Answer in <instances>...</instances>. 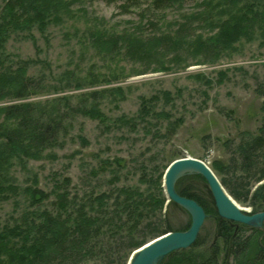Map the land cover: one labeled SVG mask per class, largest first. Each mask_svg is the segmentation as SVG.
<instances>
[{
  "label": "rangeland",
  "instance_id": "374dc122",
  "mask_svg": "<svg viewBox=\"0 0 264 264\" xmlns=\"http://www.w3.org/2000/svg\"><path fill=\"white\" fill-rule=\"evenodd\" d=\"M64 1L69 4L48 7L50 14H44L42 27L38 21L8 25L0 47L2 64L17 67L26 61L27 73L39 75L51 88L74 82L71 72L83 75V69L93 65L94 71L110 78L122 77L97 89L114 86L122 91L104 92L95 103L104 118L80 115L56 143L36 156L21 154L3 173V188H9L0 194V231L20 223L26 213L37 217L39 212H53L62 191L69 193V199L78 193L79 205L84 202L86 209L99 210V194L107 192L105 201L112 202L118 186L145 189L157 166L186 155L204 160L221 180L225 176L219 167L228 166L242 137L256 133L264 117V98L257 89L264 81L261 11L255 13L259 18L254 23L262 26L259 36L238 38L233 45L222 42L219 47L213 38L223 20L217 18L210 25L207 15H194L203 0L156 13L145 10L150 0H140L139 9L131 0ZM0 5L2 9L5 1L0 0ZM230 29L225 25L221 34ZM48 95L38 99L59 94ZM178 181L216 210L201 175L186 173ZM170 202L173 226L188 228L190 213ZM77 207L69 208L71 217ZM217 223V215L207 213L201 236L211 240ZM100 230L99 226L92 231L93 248L78 264H122L120 254H113L107 244L109 232Z\"/></svg>",
  "mask_w": 264,
  "mask_h": 264
},
{
  "label": "trees",
  "instance_id": "16d2710c",
  "mask_svg": "<svg viewBox=\"0 0 264 264\" xmlns=\"http://www.w3.org/2000/svg\"><path fill=\"white\" fill-rule=\"evenodd\" d=\"M4 1L2 9L0 5V47H4L9 24L18 27L22 21H38L42 27L46 20L44 14H50L48 7L51 4L59 8L69 4L64 0ZM192 1L195 0H150L145 10L156 13L182 7L184 3ZM131 2L134 7L141 8L140 0ZM263 5L264 0H203L202 8L194 15H207L205 19L210 25H214L217 18L223 20L224 25L220 26L219 34L213 38L220 47L222 42L233 45L239 39L259 36L262 26L255 27L254 23L259 18L255 13L261 11V20H264ZM151 24L154 26V23ZM225 25L231 29L222 35ZM2 58L0 52V194L9 188H3V173L10 171L21 154L36 156L44 148L52 146L58 141L60 133L80 115L104 118L95 103L98 104L104 92L114 94L122 91V87L114 86L97 89L122 77L116 74L110 78L104 72L94 71L93 65L83 69V75L81 71L71 72L69 78L74 82L51 88L44 84L39 75L27 73L24 65L29 63L26 61L20 62L24 63L21 66L6 67L2 64ZM257 89L264 98V81L258 82ZM75 90L81 91L73 92ZM68 91L71 93L61 95ZM52 93L59 95L51 99H38ZM82 141L85 146L87 137L84 136ZM117 166H121V163ZM167 167L157 166V171L153 172L155 177L150 179L145 189L133 185L118 186L115 189L117 196L112 202L105 201L107 192L99 194L96 197L101 205L99 210H94V207L86 209L87 203L84 202L79 205L78 193L69 199V193L62 191L53 212H39L37 217L26 213L20 223L11 224L0 231V264H52L53 260L57 264L81 263L82 258L90 252L89 248H93L92 231L99 226L101 230L109 232L107 244L113 254L119 253L122 264H128L132 252L151 239L169 230H185L175 228L170 219L171 202L167 203L163 188ZM219 168L225 176L221 182L234 199L249 206L253 212L264 211V117L256 133H247L242 137L228 166L222 164ZM116 175L120 176L118 173ZM141 181L146 182L147 179ZM176 187L181 195L197 200L207 213L217 215V232L211 240L200 233L194 245L169 254L160 264H264L262 229L221 218L199 195L180 187L179 181ZM74 206H78L74 210L77 214L71 217L69 208Z\"/></svg>",
  "mask_w": 264,
  "mask_h": 264
},
{
  "label": "water",
  "instance_id": "95a60500",
  "mask_svg": "<svg viewBox=\"0 0 264 264\" xmlns=\"http://www.w3.org/2000/svg\"><path fill=\"white\" fill-rule=\"evenodd\" d=\"M186 173H197L206 180L219 217L264 230V211L251 212L250 209L242 207L228 192L208 163L186 155L174 159L168 165L164 174L163 188L168 202H175L190 213V226L185 230H169L151 239L133 251L128 264H160L169 254L187 249L197 241L207 212L197 200L183 196L178 192L177 181Z\"/></svg>",
  "mask_w": 264,
  "mask_h": 264
}]
</instances>
